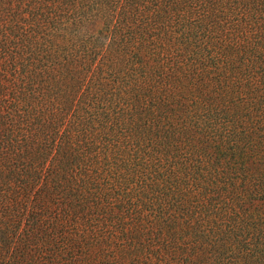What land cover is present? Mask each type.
Instances as JSON below:
<instances>
[{
	"label": "trees",
	"instance_id": "1",
	"mask_svg": "<svg viewBox=\"0 0 264 264\" xmlns=\"http://www.w3.org/2000/svg\"><path fill=\"white\" fill-rule=\"evenodd\" d=\"M0 264H264V0H0Z\"/></svg>",
	"mask_w": 264,
	"mask_h": 264
}]
</instances>
